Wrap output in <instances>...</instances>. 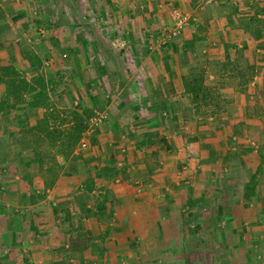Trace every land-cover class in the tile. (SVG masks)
Masks as SVG:
<instances>
[{"label": "crops", "instance_id": "0c3cea01", "mask_svg": "<svg viewBox=\"0 0 264 264\" xmlns=\"http://www.w3.org/2000/svg\"><path fill=\"white\" fill-rule=\"evenodd\" d=\"M5 1L15 5L12 0ZM115 1L107 2L104 9ZM157 1L163 0H155L154 6ZM173 1L181 3L182 10L185 5L198 2ZM207 2L209 0L204 1ZM251 2L256 5V0H248L249 4ZM232 4L236 5V17L245 19L247 13H252L250 8L235 1ZM144 5H139L143 11L139 14L147 17L151 6ZM132 8L137 14V8ZM185 10L191 14L188 24L191 28L184 30L180 41L167 44L161 52L141 50L134 35L138 44L129 59L141 68L135 67L138 76L131 84L130 79L120 82L122 88L127 86L128 89L129 84L136 90L138 98L129 108L136 106V112L145 117V121L139 119L143 126L140 132L159 131L163 120L158 137L164 136L167 143L165 149L156 145L152 151H147V147H141L136 157L135 151L129 150L130 146H124L133 143L128 138L111 147L116 152L115 148L121 146L127 150L123 155L130 163L127 172L145 174L138 183L133 181L136 186L116 177L95 178L92 190L85 195L79 192L82 189H79L78 175L59 174L51 186L45 187L50 176L43 175L36 163L27 167L17 163L19 158L23 162L31 159L32 152L23 151L25 149L15 141L19 137L16 115L25 114L28 124L32 125L44 109L21 105L4 118L0 114V124H7L10 144L5 152L7 157L1 153L0 158V264H78L76 259L68 257V240L79 226L86 236H99L81 252L83 264H156L160 260L167 264L188 263L191 256H186L182 250L186 248L179 246L178 239L185 228L188 231L190 218L194 220L198 215L195 209L203 204L206 194L213 195L219 202L214 213L217 223L222 218L226 223L216 232L235 237L232 246L226 245L234 255L238 253L231 264H264V33L261 39L254 40L247 33L232 31L227 23L228 11L222 8L219 11L206 9L210 13L207 17H195L193 10ZM7 13L5 11L4 22L10 23ZM153 22L158 23L155 27L162 25L158 16ZM136 23L141 29V23ZM187 42L191 47L183 54L181 47ZM91 44L96 45V39H92ZM225 44L232 46L227 59ZM80 45L72 44V50H68L72 58L80 59ZM243 45L240 56L238 50ZM66 51L62 55H66ZM88 58L97 60L94 56ZM180 58H185L184 65L179 62ZM226 60L233 69L222 68ZM196 61L203 77L201 91L204 92V88L215 100H204L200 95L195 99L184 90L181 76H189L191 70H195ZM246 64H251L253 70L245 72L244 79L239 78L237 71H243ZM88 72L92 83L99 73L94 68ZM54 75L48 78L53 81ZM81 94L87 96L83 89L82 97ZM57 98L54 96L55 100ZM51 104L57 109L63 107ZM146 124L152 127L146 128ZM111 130L109 127L107 133ZM149 157L152 158L150 165L147 161L143 165L137 160L133 163V158L146 160ZM54 160L62 164L60 156L55 155ZM255 171L254 193L244 201L243 184ZM5 187L7 191L3 193ZM77 199L76 205L83 209L79 220L85 224L79 222L75 227L72 223L75 211L71 208ZM61 210L69 212L67 218L71 219V224L63 221L66 218L65 214L63 218L60 216ZM88 212L91 215H87ZM196 227L189 230L191 234L197 231ZM178 247L181 255H176Z\"/></svg>", "mask_w": 264, "mask_h": 264}, {"label": "rangeland", "instance_id": "374dc122", "mask_svg": "<svg viewBox=\"0 0 264 264\" xmlns=\"http://www.w3.org/2000/svg\"><path fill=\"white\" fill-rule=\"evenodd\" d=\"M12 1L15 5H10L5 0H0V4L4 5L5 11L8 12L7 15L11 23L6 22L5 29L3 31H1L2 29L0 30V54L2 56L0 60H9L12 62L16 70L28 79L37 74L41 75L46 80L48 102L60 104V106H63L61 109L69 111L75 106H78L79 103L80 105L88 104L87 106H90V114L84 118L85 128L87 119L91 117L94 111L103 112L106 116L99 126L90 130L85 135V141L87 143L86 149L76 152L82 158L109 154L113 152L114 149L111 147L114 144L126 138L133 143L125 144L124 146H130L129 150L131 152L135 151L133 152L135 157L138 156L137 151L141 152L136 144L141 134L140 131L143 129L139 119L145 121V117L142 118L140 113L136 112V106H133L134 109L129 108V104L136 103V99L138 98L136 90L129 86L132 79H136L138 76L134 72L138 65L131 63L132 60L129 59V57L132 58V53L136 52L135 48L137 46L135 47V44L137 41L141 45L139 48L141 50L144 49L143 51L161 52L165 50L167 44H173L175 40L180 41V38L185 35L182 34L184 30L191 28L188 24L192 17L190 12L185 9L193 10L194 12L192 13L195 17L197 15L207 17L210 13H207L205 11L206 9L219 11L222 8L228 11L229 8L227 7L232 5L233 1L243 7H247L245 2H248V0H209V2L204 3L205 0H198L194 4L185 5L184 10H182L181 3L177 4L173 0L157 1L155 6L152 3L155 0ZM109 1L115 2L105 10L103 6L107 5ZM140 4L151 6V12L147 17L139 14L143 12L139 8ZM256 4L258 6L257 12H259L257 16L263 18L264 15L261 14L260 7H264V4L261 3V0H256ZM203 6H206V9H203ZM132 7L137 8V14L134 13ZM130 11H133V13L130 14ZM175 11L187 14L189 18L186 21V25L181 28L179 34L168 37L167 31L172 26V13ZM250 12L255 11L252 8ZM243 14L241 12V15ZM250 14L247 13L248 16ZM157 16L162 20V25L155 27L158 23L154 25L153 20H156ZM13 17H16L15 20L12 19ZM136 21L141 23V29L138 27ZM125 22H127L126 25ZM2 25L0 24V26ZM78 39L79 41H77ZM92 39H96V45L91 44ZM46 43H51V45L48 46ZM79 43L81 44L79 46L81 57L80 59L77 56L72 58V54L68 50H72V44L76 45ZM63 51H66V55H62L64 53ZM196 52L198 53V50ZM88 56H94L97 60L89 59ZM26 57L31 60L33 58V61L38 60L37 65L33 67L34 69H31ZM179 62H181V65H184L185 58H180ZM195 64V70H199V61H196ZM91 68H94L99 73L92 83H90V74L88 72ZM138 68L140 69L141 67L138 66ZM52 74L55 75L53 81L49 83L48 77L52 76ZM127 79L131 80L128 82V89H126L127 86L126 88H122L120 82H126ZM76 89L78 91L80 89V93L81 89L85 90L87 96L81 94L83 95L82 98ZM54 96L58 97L57 100L54 99ZM138 107L140 108V105ZM161 122L163 123V120ZM162 123L159 127L160 130L163 126ZM146 125V128L152 127V124ZM109 127L112 128V132L107 133ZM7 130L6 123L3 126L0 124V158L1 153L6 154L5 152L10 146L8 144L9 138L6 134ZM160 130L156 132L161 134L162 130ZM121 136L124 137L121 138ZM162 140H166L164 136ZM165 145L162 148L165 149ZM124 146L115 148L117 150L115 156L116 166L126 164L128 169H130V163H127L123 156L127 154ZM152 148L147 147L146 150L152 151ZM23 151L27 150L25 149ZM73 154H75L74 150ZM122 158H124V161ZM151 159V157L146 160L133 158V163L137 160L140 165H143L147 161L150 165ZM97 164V160H93L88 162L87 166L94 170ZM128 169L125 170V177L123 178L125 181L123 182L136 186L137 184H134V182L138 183L142 178H145V174L130 173L127 172ZM59 174L60 172H58L57 176ZM73 175L77 176V174ZM65 176H71V174ZM118 176L116 175L115 177L119 179ZM77 178L80 183L79 177ZM0 191L2 192V190ZM5 191H7L6 187L3 193ZM79 192L85 194L83 190H79ZM78 201L77 199L71 208L73 212L75 211L72 215V219H74L72 223H74L73 226L75 227L79 226V222L85 224V221L79 220L82 217L80 213L83 212V209L79 205H76ZM202 203L195 209L198 217H194V220L190 218L188 224L190 227H187L189 228L188 231L185 228L181 239H178L179 246L183 245L186 249L182 250L186 252L188 258L190 256L191 258H189L188 263L180 261L176 264H231L238 256V253L236 252L234 255L231 247H227L226 245L232 246L235 237H233V234L216 232L220 226L226 225L223 218L219 223L214 219V213L218 210L219 202H217L213 195L206 194L203 197ZM59 213L63 218L62 214H66V211L62 212L61 210ZM67 213L69 214V212ZM87 215H91V213L88 212ZM63 221H65L66 225L67 223L71 224L70 218H66ZM194 225L198 229L196 227L197 231L191 234L189 230H192ZM179 249L180 247L177 248L178 253L176 255H181ZM156 264L167 263L160 260Z\"/></svg>", "mask_w": 264, "mask_h": 264}, {"label": "trees", "instance_id": "16d2710c", "mask_svg": "<svg viewBox=\"0 0 264 264\" xmlns=\"http://www.w3.org/2000/svg\"><path fill=\"white\" fill-rule=\"evenodd\" d=\"M254 3L245 2L248 8L255 12H252L247 18L236 17V5H229L227 23L232 31H242L247 33L252 39L258 40L263 37L264 33V17L257 16L258 6ZM261 14L264 15V7H260ZM259 11V10H258ZM5 10L0 4V30L3 31L6 27L5 22ZM0 31V32H1ZM190 42L185 43L181 47V52L184 54L186 49L191 46ZM232 47L231 44H225L224 57L228 58V49ZM245 45L238 50L241 56L242 50ZM27 58V57H26ZM31 69H34L38 63V60L33 61L27 58ZM222 63V68L233 69L231 63ZM253 70L251 64H246L243 71H237L238 77L244 79L245 72ZM189 76H181L185 92H190L196 99L200 95L204 100L208 98V101L215 100L210 92L204 90L202 92L203 77L200 70H191ZM49 83L51 78H48ZM244 80H240L242 83ZM0 86L2 88V95L0 96V114L1 117H6L12 110L19 106H25L29 109L35 107H42L43 113L37 118L32 125H29L25 114L16 115V127L19 132V137L15 138V141L19 146L32 152V158L28 161L17 160L18 164L23 166H29L30 163H36L39 171H42L43 175H49L50 179L45 181V187L51 186L58 172L63 175L77 174L80 179L79 189L85 192V195L89 193L93 188V181L95 178L113 179L116 175H119V180L125 177L126 164L122 166H116V151L110 152L104 156L85 157L81 155L73 154V150L82 136V132L85 130L84 118L87 117L89 107L86 105L75 106L71 110L57 109L51 103L48 102V96L46 92V80L39 74L34 75L30 79H26L22 76L12 62L9 60H0ZM48 90V89H47ZM216 106V105H215ZM217 107V106H216ZM215 107V110H216ZM219 108H217L218 110ZM1 121L5 122L4 119ZM236 126V125H235ZM156 131L141 132L136 146L141 147H154L158 145L161 149L166 142L162 140V137H158ZM14 138V137H13ZM12 138V139H13ZM43 147V148H42ZM45 147V148H44ZM165 147H167L165 145ZM55 155L62 158V164L55 163ZM93 160H97V167L93 170L87 166V163ZM125 163V162H123ZM257 171L248 176V180L243 184L242 198L244 201L248 200L254 193L255 177ZM192 205V204H191ZM66 218L68 213L65 214ZM216 220V218H214ZM186 223V222H185ZM93 239H99V236L89 237L86 236L81 227H78L73 236L68 240L69 246V258L76 259L78 264H83L81 252L91 243Z\"/></svg>", "mask_w": 264, "mask_h": 264}, {"label": "built area", "instance_id": "2783aa9c", "mask_svg": "<svg viewBox=\"0 0 264 264\" xmlns=\"http://www.w3.org/2000/svg\"><path fill=\"white\" fill-rule=\"evenodd\" d=\"M173 12V11H172ZM188 15L187 14H182L180 12L175 11L174 13H172V26L169 28V30L167 31V36H175L177 34L180 33L181 28L186 25V21L188 19ZM105 114L103 112L100 111H94L93 114L91 115V117H89L87 119L86 122V128L85 130L82 132V136L78 141V144L76 145L75 149H74V153H76L77 151H81L86 149L87 147V143L85 141V135L92 129H94L95 127L99 126L100 123L103 121V119H105Z\"/></svg>", "mask_w": 264, "mask_h": 264}]
</instances>
